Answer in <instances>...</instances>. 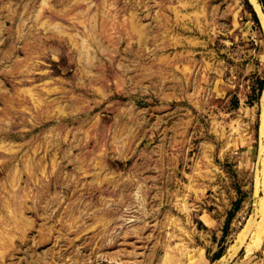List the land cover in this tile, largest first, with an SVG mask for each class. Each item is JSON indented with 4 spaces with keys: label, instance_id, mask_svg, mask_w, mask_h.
I'll use <instances>...</instances> for the list:
<instances>
[{
    "label": "rangeland",
    "instance_id": "374dc122",
    "mask_svg": "<svg viewBox=\"0 0 264 264\" xmlns=\"http://www.w3.org/2000/svg\"><path fill=\"white\" fill-rule=\"evenodd\" d=\"M263 96L264 0H0V264H264Z\"/></svg>",
    "mask_w": 264,
    "mask_h": 264
},
{
    "label": "bare ground",
    "instance_id": "6f19581e",
    "mask_svg": "<svg viewBox=\"0 0 264 264\" xmlns=\"http://www.w3.org/2000/svg\"><path fill=\"white\" fill-rule=\"evenodd\" d=\"M264 97V96H263Z\"/></svg>",
    "mask_w": 264,
    "mask_h": 264
},
{
    "label": "trees",
    "instance_id": "16d2710c",
    "mask_svg": "<svg viewBox=\"0 0 264 264\" xmlns=\"http://www.w3.org/2000/svg\"><path fill=\"white\" fill-rule=\"evenodd\" d=\"M256 18V17H255Z\"/></svg>",
    "mask_w": 264,
    "mask_h": 264
}]
</instances>
